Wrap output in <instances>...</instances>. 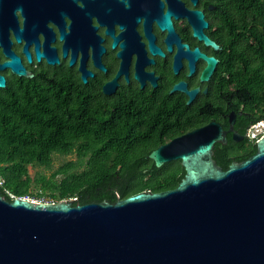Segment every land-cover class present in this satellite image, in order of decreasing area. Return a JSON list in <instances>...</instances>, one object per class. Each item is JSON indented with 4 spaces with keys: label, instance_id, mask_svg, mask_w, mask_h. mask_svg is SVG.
I'll return each mask as SVG.
<instances>
[{
    "label": "water",
    "instance_id": "95a60500",
    "mask_svg": "<svg viewBox=\"0 0 264 264\" xmlns=\"http://www.w3.org/2000/svg\"><path fill=\"white\" fill-rule=\"evenodd\" d=\"M168 15L158 21L161 30L171 31ZM189 21L195 37L218 49L202 32L201 11ZM205 59L201 80L217 63ZM5 65L26 75L14 57ZM197 92H186L189 102ZM233 122L234 113L230 131ZM216 144H226V132L210 121L148 154L157 168L179 160L184 176L171 190L84 205L0 195V264H264V135L253 155L226 170L213 159Z\"/></svg>",
    "mask_w": 264,
    "mask_h": 264
},
{
    "label": "trees",
    "instance_id": "16d2710c",
    "mask_svg": "<svg viewBox=\"0 0 264 264\" xmlns=\"http://www.w3.org/2000/svg\"><path fill=\"white\" fill-rule=\"evenodd\" d=\"M227 1V24L236 32L237 107L254 112L256 121L264 117V0ZM165 105L162 111L135 97H105L69 72L28 87L0 110V195L84 205L174 189L184 176L179 160L157 168L148 154L209 121L222 123L229 111ZM217 105L225 108V99ZM230 145L213 149L223 170L256 151L255 143ZM54 155L74 159L53 169ZM34 167L49 172L31 175Z\"/></svg>",
    "mask_w": 264,
    "mask_h": 264
},
{
    "label": "flooded vegetation",
    "instance_id": "af4514ba",
    "mask_svg": "<svg viewBox=\"0 0 264 264\" xmlns=\"http://www.w3.org/2000/svg\"><path fill=\"white\" fill-rule=\"evenodd\" d=\"M191 11L202 12L207 23L202 32L218 49L193 35ZM228 11L227 0H8L6 5L2 0L0 110L28 87L42 88L56 73L69 72L81 83L85 75V84L105 97H135L162 111L167 103L201 104L221 114L228 110L217 122L226 132L225 145L256 143L264 135V117L254 121V112L237 107L236 32L227 24ZM165 14L171 31L158 26ZM194 49L197 57L191 54ZM11 57L26 75L5 65ZM205 58L217 63L201 80ZM105 86L113 92L104 94ZM194 89L198 92L189 102L186 92ZM222 98L225 108L217 105Z\"/></svg>",
    "mask_w": 264,
    "mask_h": 264
},
{
    "label": "rangeland",
    "instance_id": "374dc122",
    "mask_svg": "<svg viewBox=\"0 0 264 264\" xmlns=\"http://www.w3.org/2000/svg\"><path fill=\"white\" fill-rule=\"evenodd\" d=\"M257 129H258V131H256V132L254 131L255 133L253 135H255L256 133L259 132V128L258 127H257ZM70 159H74V156L66 157V156L54 155L53 156V164H52L53 165V169L57 168L59 165H61L62 163L66 162V161H68ZM39 171L46 172V173L49 172V171H43L42 168L34 167V168L30 169V174L33 175L35 172H39ZM27 199L32 200V201H41L42 200V199L37 200V199L31 198V197H27Z\"/></svg>",
    "mask_w": 264,
    "mask_h": 264
}]
</instances>
